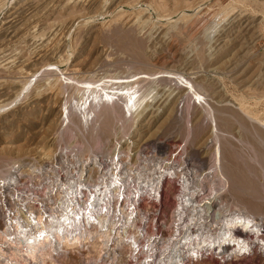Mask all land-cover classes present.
I'll list each match as a JSON object with an SVG mask.
<instances>
[{
    "label": "rangeland",
    "instance_id": "1",
    "mask_svg": "<svg viewBox=\"0 0 264 264\" xmlns=\"http://www.w3.org/2000/svg\"><path fill=\"white\" fill-rule=\"evenodd\" d=\"M126 88L140 101L125 114L124 99L110 109L99 97ZM0 105V225L13 229L0 228V255L2 237L20 248L33 218L61 215L23 206L50 209L76 190L98 205L129 190L128 210L144 197L136 220L115 229L98 205L90 229L107 238L62 264H115L101 255L147 219L153 264H264V0H0Z\"/></svg>",
    "mask_w": 264,
    "mask_h": 264
},
{
    "label": "built area",
    "instance_id": "2",
    "mask_svg": "<svg viewBox=\"0 0 264 264\" xmlns=\"http://www.w3.org/2000/svg\"><path fill=\"white\" fill-rule=\"evenodd\" d=\"M4 188H5V185L1 183L0 184V194H2ZM128 191L122 190L120 195H119V199L117 201L115 199L112 201H109L110 197L108 196V198H105L104 201L101 200L99 203V206H103L102 216H108L116 222L117 226L115 229L120 228L126 222V215L129 212L134 213L133 218H134V220H136L135 212H134L135 207L139 208V210H137V211H141V213H142L141 208H142V204L144 201L142 202L140 200V197H143V196H139V195L132 197L130 202H132L133 205L128 210V208H127L128 201L127 200L129 199L128 197L132 193L131 192L130 194H128ZM133 192H136V190H134ZM88 194H90V193L85 191V195L82 196V199H81L80 198L81 195L79 194L78 191H76V193L74 195H72L73 197H68L71 194L67 195V193H65L62 196H60V198L55 202L53 208L49 209L45 205H40L39 210H30L28 207L23 206L21 208V210L25 211V213L27 215H29L30 212H34V213H37L38 215L44 216V218H47L51 215H56V214H59L62 212H66L69 214V216H71L73 213H82L83 211H85V209L87 207H89L94 202V200H93L94 194H92L91 196H88ZM75 197L76 198L78 197L79 199H78V201L74 200V202H72L74 204V206H73L74 208H72V206L67 208V206L71 204L70 200L75 199ZM62 203H64V204H62ZM108 210H109V213H108ZM12 213H13L12 210L11 211L6 210V214L4 215V219L6 216V219H5L6 222L8 221V218L11 217L10 214L12 215ZM11 218H13V217H11ZM15 219H17V218H15ZM134 220H133L134 224L130 223L129 225H127L128 228L122 229L124 239L120 240L119 238L115 237L113 242L110 243L109 250L101 256L107 257L108 255H112L113 261L115 264H153V259L148 257L149 255L146 254L147 244L149 242V237L151 235L148 232L149 227H147L149 220L147 219L148 223H147L146 227L144 228L140 237L139 236L137 237L136 230L134 229V227L137 224H138V226H140V223H136ZM0 228H2L1 231H9V232L13 231L12 228H9L8 223L5 224V222L0 225ZM122 228H123V226H122ZM239 229H241V228H239ZM133 236H135L138 239V242L140 245V251H138V249H136V248L131 249L129 246L128 239H130ZM1 239L3 241L2 242V252L0 255V263L1 264H62V260L69 259L70 255L72 254V251L74 249H76V248H71L68 246H61L60 247L59 244L53 243L52 245H48L46 247L45 252L43 254L39 255V257L36 260H33L29 256H26L23 253H21L20 252L21 248H18V246L17 247L9 246L6 242V239L4 240L3 237ZM122 241H123V243H120ZM142 247H145L144 248L145 254H140L143 250ZM77 249L82 253H86L87 255H91V253H93V252H91V253L89 252L92 249L91 248L89 249L88 244H85L84 247H77ZM101 256H98V257H101ZM141 258H143V259H141ZM90 261H91L90 259L85 257L83 264H89Z\"/></svg>",
    "mask_w": 264,
    "mask_h": 264
},
{
    "label": "bare ground",
    "instance_id": "3",
    "mask_svg": "<svg viewBox=\"0 0 264 264\" xmlns=\"http://www.w3.org/2000/svg\"><path fill=\"white\" fill-rule=\"evenodd\" d=\"M228 40H230V39H228ZM74 70V69H73ZM91 82V81H90ZM130 82V81H129ZM136 82V81H135ZM57 83V82H56ZM77 83V82H76ZM50 87V86H49ZM52 88V87H51ZM50 88V89H51ZM25 89V88H24ZM87 89L89 90V87H87ZM105 88H103V90H104ZM127 89V91H126V93H124V94H122L121 93V95H119V94H115V93H110V94H105V96H100L99 95V97L100 98H102V97H104V101H105V103H110V104H113V107L111 106V108L110 109H113V108H117L116 106H118L117 105V103L115 104V98H118V99H124V106H122L121 108H122V114H125L126 113V110H127V112H130V109H137L138 108V106H139V101L140 100H136V95H137V92H134V93H131V91L130 90H132V88H126ZM85 90V89H84ZM93 90V89H92ZM105 90H107V89H105ZM123 91L125 90V89H122ZM122 90H121V92H122ZM53 91V90H52ZM43 92V91H42ZM46 92V91H45ZM23 93V92H22ZM20 94V93H19ZM90 94V93H89ZM96 94H98L97 92H95V89H94V92L92 93V95L93 96H91V97H95V99H97V96L98 95H96ZM84 96V95H83ZM88 96V95H87ZM78 97V96H77ZM90 98V97H89ZM161 98V97H160ZM79 99V98H78ZM103 99V98H102ZM139 99V98H138ZM141 99V98H140ZM201 99V98H200ZM80 101V100H79ZM117 101V100H116ZM142 101V100H141ZM102 102V101H101ZM201 102V101H200ZM91 103V102H90ZM103 103V102H102ZM141 103V102H140ZM104 105V104H103ZM102 105V106H103ZM1 106V105H0ZM53 106V105H52ZM78 106V105H77ZM105 107V106H104ZM107 107V106H106ZM157 108V107H156ZM85 109H86V101H84V103L83 104H80V108H79V110H80V112L82 113V111H85ZM105 109V108H104ZM114 111V110H113ZM116 111V110H115ZM117 111H119L120 112V110H117ZM114 113V112H113ZM137 113V112H136ZM83 115V114H82ZM132 120V119H131ZM88 121V120H87ZM77 122V121H76ZM99 123V122H98ZM96 129V128H95ZM18 148V147H17ZM20 148V147H19ZM49 148V147H48ZM111 148V147H110ZM13 149V148H12ZM31 149V148H30ZM50 149V148H49ZM124 149V148H123ZM46 150V149H45ZM108 150V149H107ZM17 151H19V150H17ZM29 152V151H28ZM39 152V151H38ZM43 152V151H42ZM41 153V152H40ZM44 153V152H43ZM48 156V155H47ZM74 156V155H73ZM120 160V159H119ZM112 161H113V158H112ZM56 162V161H55ZM112 163V162H111ZM118 164V163H117ZM106 166V165H105ZM118 167V166H117ZM131 167V166H130ZM113 168V167H112ZM105 169H106V167H105ZM111 169V168H110ZM109 169V170H110ZM122 169H123V167H122ZM38 170V169H37ZM112 171H113V169H112ZM83 172V171H82ZM106 172V171H105ZM114 172V171H113ZM117 172V171H116ZM115 172V173H116ZM124 173V172H123ZM57 174V173H56ZM112 174V173H111ZM118 174V173H117ZM82 175V174H81ZM104 176V175H103ZM107 176V175H106ZM123 176V175H122ZM110 177V176H109ZM115 177V176H114ZM130 177V176H129ZM121 178V177H120ZM136 178V177H135ZM177 178V177H176ZM33 179V178H32ZM101 179V181L103 180L102 178H100ZM111 179L113 180V177H111ZM107 180V179H106ZM120 180V179H119ZM158 180V179H157ZM105 181V180H104ZM124 181V180H123ZM159 181V180H158ZM106 182V181H105ZM121 182V181H120ZM187 182V181H186ZM102 183V182H101ZM130 183V182H129ZM156 183V182H155ZM85 184V183H84ZM125 184V183H124ZM127 184V183H126ZM126 184H125V186H126ZM159 184V183H158ZM200 184V183H199ZM107 186H108V184H106ZM111 185H113L112 186V188H114V187H116V183H112ZM186 185V184H185ZM97 186V185H96ZM103 186V185H102ZM124 186V185H123ZM124 186V187H125ZM201 186V185H200ZM80 187V186H79ZM55 188V187H54ZM82 188V187H81ZM104 188V187H103ZM117 188V187H116ZM119 188V187H118ZM127 188H128V186H127ZM155 188V187H154ZM186 188V187H185ZM78 189V188H77ZM101 189V188H100ZM108 189V188H107ZM130 189V188H129ZM69 190V189H68ZM76 190V189H75ZM82 190H83V188H82ZM97 190V189H96ZM103 190V189H102ZM112 190V189H111ZM110 190V191H111ZM114 190V189H113ZM125 190H126V188H125ZM76 191H78V190H76ZM99 191V190H98ZM101 191V190H100ZM112 192V191H111ZM115 192V191H114ZM113 192V193H114ZM150 192V191H149ZM148 192V193H149ZM72 193V192H71ZM101 193H103V192H101ZM116 193H117V191H116ZM137 193V192H136ZM158 193V192H157ZM65 194V193H64ZM92 194V193H91ZM118 194V193H117ZM130 194V193H129ZM191 194V193H190ZM95 195H96V193H95ZM100 195V194H99ZM102 195V194H101ZM100 195V196H101ZM105 195V194H104ZM107 195V194H106ZM113 195V194H112ZM116 195V194H115ZM157 195V194H156ZM40 196V195H39ZM72 196V195H71ZM83 196V195H82ZM98 196V195H97ZM182 196V195H181ZM209 196V195H208ZM108 197V196H107ZM3 198V197H2ZM80 198H82V197H80ZM114 197H112L111 199H113ZM118 198H119V196H118ZM129 198V197H128ZM156 198V197H155ZM201 198V197H200ZM103 199V198H102ZM110 199V200H111ZM184 199V198H183ZM182 199V200H183ZM96 200V199H95ZM99 200V199H98ZM180 200H181V198H180ZM189 200V199H188ZM27 201V200H26ZM117 201V200H116ZM128 201H129V199H128ZM187 201V200H186ZM191 202V201H190ZM208 202V201H207ZM70 203H71V201H70ZM205 203V202H204ZM210 203V202H209ZM64 204V203H63ZM181 204H182V202H181ZM185 204V203H184ZM71 205H74V204H71ZM99 205V204H98ZM98 205H96V203L94 202L93 204H91L88 208H87V211H86V214H85V212L84 213H80L79 215H76V214H72L71 216H69V214L68 213H64V214H62L61 213V215L59 216V217H50L47 221H44V220H41V219H38V218H33V220L30 222V224H29V226H28V228L27 229H24L23 228V230L21 229V226L20 225H17V228H18V230H22L21 231V234L23 233L24 234V237H23V239H16V241H17V243L18 244H20L21 245V247H22V249H21V253H23L24 255H26V256H29L31 259H33V260H36L38 257H39V255H41V254H43L44 252H45V250H46V247L48 246V245H52L53 243H57V244H59L60 245V247L61 246H68V247H71V246H78L79 244H82L83 242H85V241H89V239L90 238H92V240H100V239H104V238H107V235L106 234H102V233H93L92 232V229H90V226L91 225H93L94 226V223L96 222V217H97V214H99V212L101 211V210H99V207H98ZM132 205V204H131ZM191 205V204H190ZM207 205H209L208 203H207ZM178 206H179V204H178ZM181 206V205H180ZM188 206V205H187ZM192 206V205H191ZM182 208L184 207V205H182L181 206ZM180 207V208H181ZM189 207V206H188ZM188 207H185L184 208V211H185V209L186 208H188ZM194 207V206H193ZM200 207V206H199ZM204 207V206H203ZM206 207V206H205ZM101 208H103V207H101ZM100 208V209H101ZM178 208V207H177ZM176 208V209H177ZM192 208V207H191ZM212 208V207H211ZM138 209V208H137ZM192 209H194V208H192ZM200 209H202V208H200ZM207 209V208H206ZM222 209V208H221ZM190 210V209H189ZM188 210V211H189ZM195 210V209H194ZM204 210V209H203ZM176 211V210H175ZM178 211H179V209H178ZM177 211V212H178ZM212 211V210H211ZM229 211V210H228ZM176 212V213H177ZM183 212V211H182ZM32 213V212H31ZM191 213V212H190ZM194 213V212H193ZM200 213H201V211H200ZM203 213H204V211H203ZM203 213H201V214H203ZM195 214V213H194ZM197 214H199V213H197ZM174 215H175V213H174ZM178 215V214H177ZM180 215V214H179ZM205 215V214H204ZM207 215V214H206ZM205 215V216H206ZM210 215V214H209ZM4 216V215H3ZM31 216V215H30ZM52 216V215H51ZM54 216V215H53ZM58 216V215H57ZM185 217V215H182V217ZM191 216V215H190ZM199 216V215H198ZM211 216V215H210ZM219 216V215H218ZM100 217H102V216H100ZM104 217V216H103ZM175 217V216H174ZM181 217V218H182ZM183 217V218H184ZM194 217V216H193ZM207 217V216H206ZM230 217V216H229ZM99 218V217H98ZM179 219H180V217H178ZM186 218V217H185ZM204 218V217H203ZM202 218V219H203ZM235 218V217H234ZM241 218V217H240ZM243 218V217H242ZM6 219V218H5ZM101 219V218H100ZM99 219V220H100ZM106 219V218H105ZM174 219V218H173ZM176 219H177V217H176ZM187 219V218H186ZM197 219V218H196ZM207 219V218H206ZM107 220V219H106ZM109 220V219H108ZM200 220V219H199ZM228 220V223L229 224H232L233 222H234V220L232 221L231 219H227ZM101 221H102V219H101ZM113 221V220H112ZM142 221V220H141ZM175 222H177L176 220H174ZM180 221V220H179ZM183 221V220H182ZM190 221V220H189ZM196 221V220H195ZM211 221V220H210ZM224 221V220H223ZM242 221H243V219L241 220V223H242ZM254 221V220H253ZM15 222V221H14ZM114 222V221H113ZM185 222V221H184ZM192 222V221H191ZM199 222L200 221H198V224H199ZM205 222V221H204ZM203 222V223H204ZM218 222V221H217ZM18 223V222H17ZM105 223V222H104ZM179 223H181V222H178V225H179ZM190 222H188V224H189ZM197 223V222H196ZM202 223V224H203ZM206 223H208V222H206ZM213 223H215V222H213ZM235 223H240V221H239V218H237V219H235V222H234V224ZM243 225H244V227L243 228H245V227H247V228H253L252 226H251V222L248 220V221H243ZM97 224V223H96ZM103 224V223H102ZM101 224V225H102ZM175 224V223H174ZM182 224V223H181ZM183 224H186L187 225V223L185 222V223H183ZM193 224H195V222L193 223ZM201 224V223H200ZM209 224H210V222H209ZM217 224V223H216ZM219 224V223H218ZM257 224H258V222H257ZM256 224V225H257ZM115 225V224H114ZM191 225V224H190ZM225 225H226V223H225ZM233 225V224H232ZM238 225V224H237ZM240 226H241V224H239ZM238 225V226H239ZM104 226H106V225H104ZM112 226V225H111ZM175 226V225H174ZM181 226V225H180ZM202 226H204V225H202ZM202 226H200V227H202ZM207 226V225H206ZM221 226H222V224H221ZM234 226V225H233ZM236 226V225H235ZM24 227V226H23ZM26 227V226H25ZM96 227V226H95ZM100 227V226H99ZM109 227V226H108ZM115 227V226H114ZM177 227V226H176ZM175 227V228H176ZM183 227V226H182ZM181 227V228H182ZM185 227V226H184ZM212 227V226H211ZM228 227V226H227ZM226 227V228H227ZM259 227V226H258ZM174 228V229H175ZM180 228V227H179ZM210 228V227H209ZM216 228H218V227H216ZM225 228V229H226ZM242 228V229H243ZM255 228V227H254ZM16 229V228H15ZM97 229H98V227H97ZM108 229V228H107ZM183 229V228H182ZM182 229H180V230H182ZM191 229V228H190ZM198 229V228H197ZM223 229H224V227H223ZM228 229H230V228H228ZM95 230V229H94ZM194 230V229H193ZM196 230V229H195ZM208 230V229H207ZM206 230V231H207ZM216 229H214L213 230V233H214V231H215ZM218 230V229H217ZM257 230V229H256ZM96 231V230H95ZM112 231V230H111ZM111 231H108V232H110V233H112ZM114 231V230H113ZM177 231H179V230H177ZM177 231H175V232H177ZM183 231V230H182ZM188 231V230H187ZM191 231V230H190ZM190 231H188V232H190ZM230 231V230H229ZM243 231V230H242ZM246 231V230H245ZM249 231V230H248ZM247 231V232H248ZM5 232V231H4ZM115 232V231H114ZM118 232V231H117ZM181 232V231H180ZM184 232V231H183ZM201 232V231H200ZM233 232V231H232ZM254 232V231H253ZM16 233V232H15ZM121 233H123V231L121 232ZM218 233V232H217ZM216 233V234H217ZM226 233V232H225ZM227 233H229V232H227ZM152 234V233H151ZM181 234V233H180ZM210 234H212V233H210ZM222 234V233H221ZM232 234V233H231ZM247 234V233H246ZM13 235V234H12ZM119 235H120V233H119ZM183 235V234H182ZM186 235H188L187 233H186ZM204 235V234H203ZM207 235V234H206ZM22 236V235H21ZM122 236V235H121ZM172 236H173V234H172ZM174 236H176V235H174ZM177 236H178V238H179V235L177 234ZM177 236L175 237V238H177ZM214 236V235H213ZM223 236V235H222ZM226 236H227V234H226ZM242 236V235H241ZM241 236H240V238H241ZM20 237V236H19ZM183 237V236H182ZM181 237V238H182ZM191 237V236H190ZM220 237V236H219ZM234 237V236H233ZM13 238V237H12ZM120 238V237H119ZM180 238V239H181ZM210 238H211V235H210ZM226 238V237H225ZM225 238H223V239H225ZM235 238H236V236H235ZM239 238V237H238ZM166 239V238H165ZM183 239V238H182ZM206 239V238H205ZM217 239V238H216ZM12 240V239H11ZM108 240V239H107ZM112 240V239H111ZM164 240V239H163ZM169 241H170V239H168ZM172 240V239H171ZM174 240V239H173ZM172 240V241H173ZM176 241H177V239H175ZM189 240V239H188ZM218 240V239H217ZM221 240V239H220ZM242 240V239H241ZM241 240H239V241H241ZM16 241H14L15 242V244H16ZM101 241V240H100ZM194 241V240H193ZM245 241V240H244ZM2 242V241H1ZM104 242V241H103ZM112 242V241H111ZM136 242V241H135ZM209 242H210V240H209ZM222 242V241H221ZM225 242V241H224ZM229 242V241H228ZM234 242V241H233ZM243 242V241H242ZM247 242V241H246ZM246 242H245V244H246ZM9 243V242H8ZM91 243V242H90ZM131 243V242H130ZM129 243V244H130ZM163 243V242H162ZM167 243V242H166ZM189 243V242H188ZM201 243H202V241H201ZM208 243V242H207ZM211 243V242H210ZM226 243H227V241H226ZM13 244V243H12ZM86 244V243H85ZM105 244V243H104ZM154 244V243H153ZM170 244V243H169ZM183 244H184V242H183ZM193 244V243H192ZM194 244H196V243H194ZM214 244V243H213ZM221 244V243H220ZM219 244V245H220ZM243 244V243H242ZM241 244V245H242ZM94 245V247L95 248H97L99 245H98V243L96 242V243H94L93 244ZM98 245V246H97ZM103 245V244H102ZM110 245V244H109ZM157 245V244H156ZM159 245V244H158ZM165 245V244H164ZM190 245H191V243H190ZM199 245V244H198ZM205 245V244H204ZM209 245V244H208ZM225 245V244H224ZM18 246V245H17ZM90 246V245H89ZM138 246V245H137ZM169 246V245H168ZM186 246H187V244H186ZM238 246H240V245H238ZM246 246V245H245ZM20 247V248H21ZM92 247V246H91ZM135 247V246H134ZM139 247V246H138ZM152 247H153V245H152ZM167 247V246H166ZM184 247V246H183ZM190 247V246H189ZM200 247V246H199ZM198 247V248H199ZM201 247H202V245H201ZM205 247V246H204ZM231 247H232V245H231ZM244 247V246H243ZM75 248V247H74ZM151 248V247H150ZM149 248V249H150ZM186 248V247H185ZM184 248V249H185ZM196 248V247H195ZM211 248V247H210ZM217 248V247H216ZM238 248H240V247H237V249ZM102 249V248H101ZM100 249V250H101ZM105 249V248H104ZM154 249V248H153ZM165 249H168V248H165ZM174 249H177V248H174ZM180 249V248H179ZM197 249V248H196ZM235 249V248H234ZM233 249V250H234ZM241 249H243V248H241ZM98 251H99V248L97 249ZM103 250V249H102ZM101 250V251H102ZM164 250V249H163ZM199 250V249H198ZM223 250H226V249H223ZM236 250V249H235ZM174 251V250H173ZM199 251H202V250H199ZM198 251V252H199ZM215 251V250H214ZM246 251V250H245ZM104 252V251H103ZM150 252V251H149ZM148 252V253H149ZM152 252V251H151ZM167 252V251H166ZM178 252H180V251H178ZM183 252V251H182ZM187 252H189V251H187ZM195 252V251H194ZM193 252V253H194ZM164 253V252H163ZM174 253V252H173ZM201 253V252H200ZM242 253V252H241ZM244 253V252H243ZM99 254V253H98ZM101 254H102V252H101ZM185 254V253H184ZM190 254V253H189ZM188 254V255H189ZM236 254H238V253H236ZM173 255V254H172ZM181 255V254H180ZM186 255V254H185ZM201 255V254H200ZM150 256H152V255H150ZM159 256H161V255H159ZM194 256H195V254H194ZM180 258V257H179ZM174 259V258H173ZM183 259V258H182ZM99 260V259H98ZM187 260V259H186ZM185 260V261H186ZM224 260V259H223ZM168 261H169V259H168ZM178 261V260H177ZM169 263V262H168ZM179 263V262H178ZM175 264V263H174ZM181 264V263H180ZM191 264V263H190Z\"/></svg>",
    "mask_w": 264,
    "mask_h": 264
}]
</instances>
